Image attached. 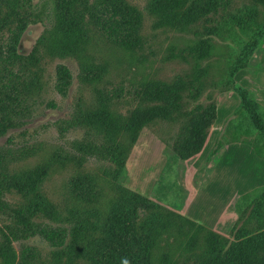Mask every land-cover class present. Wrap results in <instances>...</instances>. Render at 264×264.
I'll return each mask as SVG.
<instances>
[{"label":"rangeland","instance_id":"1","mask_svg":"<svg viewBox=\"0 0 264 264\" xmlns=\"http://www.w3.org/2000/svg\"><path fill=\"white\" fill-rule=\"evenodd\" d=\"M130 3L143 15L140 29L143 42L135 50L116 46L98 26L89 22L84 47L76 55L58 57L51 49L55 36L44 17L51 10L49 0H32L31 8H27L34 16L18 46L26 59L9 58L6 46L10 32L0 26V122L8 127L4 134L0 133V247L5 252L0 264H87L80 260L70 262L66 247L56 248L41 237L32 236L17 221L21 211L29 216L26 205L30 197L20 193L12 183L41 167L48 173L40 191L63 212L94 207L106 215L117 202L114 182L158 205L163 215L171 217L170 224L182 221L174 217L182 215L178 209L183 193L178 176L181 160L172 144L197 106L215 104L217 120L209 130L202 153L193 159L195 169L187 179L188 182L191 177L201 193L191 210L192 217L199 216L198 220L182 216L234 240L233 223L234 226L238 221L239 227L255 232L258 220L248 216H257V212L264 215L263 209L256 210L264 192V135L254 128L245 111H237L240 99L229 84L233 79L264 108V41L254 50L246 68L231 76L253 30L263 23L264 7H256L254 0H229V5L227 2L193 27L178 31L156 28V19L147 12L144 0ZM253 8L254 22L238 25L236 20L244 18ZM201 38L210 40L213 53L200 62L205 71L196 85L200 86V92L196 97L194 90L185 92L178 120L144 128L131 149L124 174L116 180L105 175L116 168L110 161L82 159L79 143L89 139L104 141L79 123L80 114L98 109L105 100L111 112L126 118L129 111L141 105L139 91L145 83L172 82L178 77L192 76L195 62L189 57L183 59L182 52ZM32 55L36 58L34 62L27 59ZM59 65H66L72 74L64 96L55 88ZM220 153L228 158L226 162L221 161ZM82 175L96 179L100 193L96 204L72 194L73 184ZM227 202L228 210L236 216L229 229L228 218L221 216ZM33 221L53 227L71 225L44 217ZM168 231L174 234L178 228L174 226Z\"/></svg>","mask_w":264,"mask_h":264},{"label":"trees","instance_id":"2","mask_svg":"<svg viewBox=\"0 0 264 264\" xmlns=\"http://www.w3.org/2000/svg\"><path fill=\"white\" fill-rule=\"evenodd\" d=\"M51 10L44 17L50 24L55 36L53 49L58 57L76 55L86 43L87 24L93 22L108 40L126 50H135L142 46L140 34L143 15L130 3V0H49ZM146 10L155 17V27L185 31L219 7H225L229 0H144ZM32 0H0V26L9 29L10 37L6 46L9 58L16 61L26 59L19 52L23 35L28 30L34 14ZM256 7H264V0H254ZM35 9V8H34ZM33 9V10H34ZM253 8L236 20L238 25L254 22ZM42 15V13H41ZM252 21V22H250ZM256 25L255 23H253ZM15 25L14 28H10ZM261 26L253 30L251 40L243 48L237 64L231 70L232 78L246 68L254 50H258L264 41V20ZM214 45L207 39H198L183 49L182 58H192L195 62L192 76L188 79L178 77L172 82L150 81L140 91L141 105L129 111L126 118L111 112L110 104L105 100L100 107L81 113L79 123L100 136L99 142L89 139L77 145L82 159L95 158L110 161L116 168L106 172L109 179L115 180L124 174L126 161L133 146L137 143L142 130L157 122H175L183 110L185 92H200V79L205 71L200 62L210 57ZM30 62L35 56L28 57ZM72 74L66 65L56 69L55 88L64 96L71 85ZM234 93L240 99L238 110L245 111L254 128L264 135V108L252 99L250 93L233 79L229 82ZM215 104L197 106L190 112L185 126L172 144L180 160L185 161L202 153L210 128L217 120ZM10 121L8 120V123ZM0 122V133L7 131ZM260 154L257 152V156ZM47 169L37 168L31 173L13 181V186L30 199L26 205L29 216L19 212L17 221L32 236L41 237L56 248L66 247L69 261L80 260L87 264H122L127 258L130 264H264V215L257 212L256 231L252 232L237 223L232 228L234 240L225 239L218 233L199 226L182 215H176L182 221L171 222L170 216L163 215L162 209L151 200L115 184L117 202L106 215L91 207L84 211L72 209L61 211L40 191ZM96 179L90 175L77 177L71 190L77 199L96 204L100 196ZM264 210V192L262 202L256 210ZM166 212V211H165ZM168 213V212H167ZM174 215V214H173ZM44 217L55 223H70L69 228L61 225L53 227L45 223H36L33 218ZM176 226L178 231L169 233ZM190 226L192 231H186ZM166 235V237H164ZM163 237V238H162ZM5 256L0 247V258Z\"/></svg>","mask_w":264,"mask_h":264},{"label":"crops","instance_id":"3","mask_svg":"<svg viewBox=\"0 0 264 264\" xmlns=\"http://www.w3.org/2000/svg\"><path fill=\"white\" fill-rule=\"evenodd\" d=\"M197 156L198 155L192 157L191 159L185 160V161L181 160L180 161L181 164L179 167V175H178L180 177V187L182 185V193H183V200L178 210L180 214L184 216H190V217H192L191 210H192L193 205L195 204L197 198L201 196V193L197 192L196 186L194 185V183H192L191 177L189 181L187 182L188 177L193 174V171L195 169L194 164H193V161H194L193 159ZM222 157L223 156H221V153H220L219 158H221V161L226 162L228 160L226 156L223 158ZM189 163L190 164L192 163V164L190 165ZM184 165L186 166L184 167ZM182 170H183V174H182ZM221 216H226V218H228L227 220H228V229H229L231 226L232 220H234L236 216H232V213L230 212V210H228V202H227L225 209L221 212ZM198 217L199 216H196L195 218L192 217V218L198 220ZM233 224L231 226V229L233 228Z\"/></svg>","mask_w":264,"mask_h":264},{"label":"clouds","instance_id":"4","mask_svg":"<svg viewBox=\"0 0 264 264\" xmlns=\"http://www.w3.org/2000/svg\"><path fill=\"white\" fill-rule=\"evenodd\" d=\"M122 264H130V261H128L127 258L122 259Z\"/></svg>","mask_w":264,"mask_h":264}]
</instances>
